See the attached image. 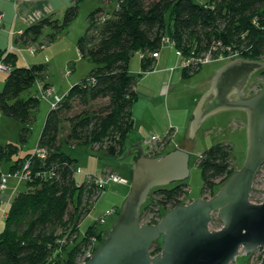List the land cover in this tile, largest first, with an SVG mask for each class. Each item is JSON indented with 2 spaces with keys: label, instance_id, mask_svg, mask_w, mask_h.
I'll return each instance as SVG.
<instances>
[{
  "label": "trees",
  "instance_id": "obj_1",
  "mask_svg": "<svg viewBox=\"0 0 264 264\" xmlns=\"http://www.w3.org/2000/svg\"><path fill=\"white\" fill-rule=\"evenodd\" d=\"M79 2L75 0L62 19L50 15L29 25L15 37V44H39L48 27L53 30L49 35L52 41L75 19ZM103 12L98 7L90 13V26L78 40L80 56L93 62L94 67L62 95L46 117L37 145L45 150L44 156L37 151L23 156L20 150L29 141L41 100L37 91L27 97L23 93L39 81L43 88L50 86L45 80V66H19V52L0 50V62L11 66L0 90V111L22 123L18 142L0 143V164L12 162L9 172L15 174L28 163L29 172L27 190L12 195L7 206L0 232V264H83L86 253L90 249L93 252L97 241L105 238L108 229H99V222L81 230L83 219L105 188L90 179L81 184L76 181L78 159L64 150V144H84L94 155L107 153L120 158L134 128L132 106L138 92L130 60L135 54L159 51L163 39L169 37L175 41V48L186 54L193 49L202 53L220 41L235 48L239 57H264V0H118L112 12ZM140 61L144 70H151L155 57ZM197 69L184 68V76L189 78ZM198 164L204 180L203 194L210 196L238 169L233 165V146L228 143L212 145L201 154ZM109 171L113 172L107 169L105 174ZM3 174L0 168V181ZM188 187L183 180L152 189L140 220L157 206L169 209L184 203L181 199ZM120 209L121 205L103 217L116 218ZM160 250L158 240L152 253Z\"/></svg>",
  "mask_w": 264,
  "mask_h": 264
},
{
  "label": "water",
  "instance_id": "obj_2",
  "mask_svg": "<svg viewBox=\"0 0 264 264\" xmlns=\"http://www.w3.org/2000/svg\"><path fill=\"white\" fill-rule=\"evenodd\" d=\"M263 68V60L244 57L224 64L200 98L190 128L194 138L205 117L222 110L246 111L248 149L243 165L213 196L177 204L158 223L146 224L140 215L149 193L186 180L190 155L182 148L161 155L142 152L133 163L120 214L84 264H231L259 247L264 264V197L258 203L251 200L254 179L264 163V87L245 95L251 76ZM214 212L223 223L217 229L211 228ZM158 240L161 250L153 254Z\"/></svg>",
  "mask_w": 264,
  "mask_h": 264
},
{
  "label": "rangeland",
  "instance_id": "obj_3",
  "mask_svg": "<svg viewBox=\"0 0 264 264\" xmlns=\"http://www.w3.org/2000/svg\"><path fill=\"white\" fill-rule=\"evenodd\" d=\"M195 1L201 2L204 0ZM117 4L118 0H82L76 18L65 29H63V31L56 34L52 41L50 40L49 35L53 33V30L49 27L44 29L43 34L37 43L46 42L47 47L42 49L38 48L33 51L25 45L20 46L22 49V55L24 53L26 60L23 59L20 54L18 65L31 66L34 64H44L46 78H48L53 85L54 92L58 95H65L72 85L86 78L94 67L93 62L80 56L78 49V39L85 35L90 26V13L98 7H102L104 9L103 14L106 15V12H112ZM63 16L64 14L59 16L60 19H62ZM55 17H58V15L55 14ZM10 45L8 48H10ZM170 45L171 44L168 42L163 45L161 49L162 56H165L167 52H170L171 56H175V48L172 45V47H170ZM175 58L176 56L174 59ZM235 58L242 57L236 56ZM140 60L141 58L139 54H135L130 60V69L137 76L136 87L138 89L139 97L133 107L137 110L136 114L138 119L135 122V128L139 131V135L142 137L143 150L148 151L149 145L146 142L153 135H158L159 138L162 139L165 138L169 132L173 131V136L167 141L162 153L165 154L168 151L183 147L190 155V170L189 176L186 179L189 187L187 194L181 199L182 202L184 201V203H188L201 197H210L209 193L203 194L204 180L198 160L201 154L212 145L216 143H228L233 146V165L238 168L243 165L248 149V116L246 111L236 109L224 110L208 117L203 122L198 137L189 146L185 143L184 132L183 134H177V132H174V127H177L175 124H178V127L180 125L181 129H183V125L186 123L187 114L190 111L189 106L192 103L193 96L203 90L206 83L205 76L210 65L211 67H215L221 62L226 63V61L216 60L203 64L195 73L191 71L190 73L193 75L186 79L183 78L181 83H177L179 81L177 78L175 80V83L177 84L174 85L168 82L165 88L162 89L161 80L158 76L156 78H154V76L151 78L149 77L150 74L152 76L153 72H158L159 70L154 66V68L148 72L143 71ZM258 60L264 61V57L258 58ZM7 75L8 71L0 72V90H2L4 86V80ZM180 76L181 74L178 73L179 78ZM262 87H264V68L255 72L251 76L249 87L245 93L253 94ZM35 89L36 85L29 91L24 92L23 96L27 97L30 93H34ZM144 96L147 98L151 96L154 101L147 106V101ZM51 109L50 99L41 97L36 121L32 125L31 136L29 141L20 150V155L24 156L26 153L34 152L36 150L46 117ZM78 111H80V109H78ZM0 116H2L1 113ZM2 119L4 121L0 122V143L5 144L8 141L18 142L22 123L6 116L2 117ZM67 125L68 123L66 126ZM135 128L130 131L129 137L126 140V149L119 159L100 158V156L94 155L91 151L92 148L87 145L79 144L71 146L65 143L64 150L78 159L75 173L76 181L81 184L86 181L89 176L103 177L107 170L106 167L115 171L116 174L121 177L126 175L125 169L129 171L133 170L134 162L131 154L138 149L136 144L133 145V140L136 139L137 142L138 138V136H136ZM7 130L9 132L8 134H6ZM67 132L68 130L63 133V137H65ZM4 136L7 138L3 141L1 137ZM11 163L12 162L10 161H3L0 164V168L4 174L10 173L9 167ZM126 176L130 178L131 174L128 173ZM8 182L13 189L12 195L16 192L25 191L28 188L27 182L25 180L20 181L19 177L14 174H10ZM130 182L128 185H125L122 182H116L113 180L107 181V186L96 199L89 215L83 219L81 230L85 231L89 225L96 222H99V229L111 228L115 220V215L107 216L106 223H101L99 219L106 215L108 211H111L112 209L110 208L114 205L122 206V203L130 190ZM172 185H174V183H170L167 186ZM263 190L264 163L254 179L251 200L257 203L261 202L264 197ZM147 200L145 204L147 203ZM145 204H143L142 207H144ZM7 205V200L0 198V232L4 229L6 218L3 215V211ZM157 209H159L158 206L155 207L154 210L157 211ZM169 209H159V213L161 214L163 211L166 212ZM150 212L152 211H146L143 215L144 219H147L151 215ZM222 225L223 223L218 219L217 212H214L211 228L217 229ZM97 244H99L98 241ZM261 257L262 248L259 247L251 253L237 256L231 264H260Z\"/></svg>",
  "mask_w": 264,
  "mask_h": 264
},
{
  "label": "crops",
  "instance_id": "obj_4",
  "mask_svg": "<svg viewBox=\"0 0 264 264\" xmlns=\"http://www.w3.org/2000/svg\"><path fill=\"white\" fill-rule=\"evenodd\" d=\"M74 1L75 0H0V16H1V18H0V50L1 51H6V50L7 51H11L12 44H15L14 39H15L16 35L22 33L29 25L37 22L38 20H40L43 17H47V16H50V15L55 16V14H57L58 18H60L59 16H62V14H64L63 12H65V10L72 3H74ZM81 1L82 0H80V2H79V6H80ZM79 9H80V7H79ZM9 45H10V48H8ZM172 46L170 45V47H172ZM173 47L175 48V46H173ZM18 48L21 49V47H18ZM174 48H172V49H174ZM161 49L158 51L159 54L155 58V62H154L153 67H152V69H153L154 66H155V68H157L159 71L158 72H153L152 76L150 74L149 77L151 78V77L154 76V78H156L158 76L159 79L161 80V87H162V89H164L165 86L168 84V82L175 85L177 83H181L183 81V78L186 79V77L184 76V70L181 67V57L176 54V48H175V56H176L175 59H174L175 56L174 57L171 56L170 52H167V54L165 56H162ZM19 54L22 55V49H21V52H19ZM22 57H23V59L26 60V57H25L24 53H23ZM223 61L224 62L226 61V63H227L229 60H223ZM226 63H222L221 62L219 65H216L215 67H211V65H210V67L207 70L208 72H207V74L205 76L206 83H205V85L203 87V90L200 93H198L197 95L193 96L192 103L189 106V110L190 111L187 114L186 123H185V125H183V129H181L180 125L178 127V124H175L177 127H174L175 128L174 132H177V134H183V132H184V134H185L184 138H185V141H186L185 143L188 146L190 144H192L196 140V138L198 137L199 131H200L201 127H202L203 122L208 117L220 112V111H218L216 113H213V114L205 117L201 121L200 125L196 128L195 137L192 138L190 136V128H191V124H192V119H194V111L196 109V106L198 105V102H199L200 98L202 97V95L207 90H209V88L212 86L213 79H214V76H215L216 72ZM141 68H142V66H141ZM143 71H146V70L143 69ZM148 71L149 70H147L146 72H148ZM178 73L181 74L180 78L178 77ZM177 78L179 79V81L177 83H175V80ZM45 80H46L47 83L50 84V87L53 88V85L50 83V80L48 78H46ZM36 90H37V88L35 89V91ZM137 92H138V89H137ZM138 97H139V93H138ZM137 100H138V98H137ZM145 100L147 101V106L154 101L151 96H149L148 98L145 97ZM147 106H145V107H147ZM140 107H139V109H140ZM136 111L137 110L132 106V115H133V119H134V128H135V124H136L135 122L138 119ZM222 111H224V110H222ZM0 113H1V111H0ZM1 115L2 116H0V122L4 121L2 119V117H5V115H3L2 113H1ZM136 130L137 129L135 128L136 136H138V138L136 137L137 138V142H136V139H134L135 142L133 140V143H134L133 145L136 144L138 149H136V151L131 154L132 157H133V162L135 161L136 154L138 152H139L138 155H140L142 152H144V153H146L148 155H158V154L161 155V153L163 152L164 148L161 151H159V152H156V153L152 152V150L150 148V142H151V138L152 137L150 139H148L147 142L145 140V142L148 143V145H149L148 151L143 150L142 137L139 135L140 134L139 131L138 130L136 131ZM8 133L9 132L7 130L6 134H8ZM172 133H173V131L169 132L165 138H162L164 141L166 140L165 141V145H166L167 141L173 136ZM128 137H129V135H128ZM1 138L4 141L7 137L4 136V137H1ZM165 145H164V147H165ZM182 149H184V148L182 147ZM101 157H103L104 159L111 158L109 155H107V153H102ZM111 159H115V158H111ZM133 166H134V164H133ZM106 169H109V168L106 167ZM113 172H115V171H113ZM125 173H126V175L129 173L132 176V170L129 171V170L125 169ZM126 175H124L122 177L127 179L128 183H129L131 181L130 180L131 177L129 178ZM128 183H126L125 185H128ZM12 190L13 189L9 185V182H8V188L0 194V196H1L0 198L3 199V200H7V202H8V200L12 197V194H13ZM114 208H117V206L114 205L110 209H114ZM108 212H110V211H108ZM110 216H113V215H110ZM106 221H107V218H106L105 222H103V223H106ZM109 229L110 228H108V230Z\"/></svg>",
  "mask_w": 264,
  "mask_h": 264
},
{
  "label": "built area",
  "instance_id": "obj_5",
  "mask_svg": "<svg viewBox=\"0 0 264 264\" xmlns=\"http://www.w3.org/2000/svg\"><path fill=\"white\" fill-rule=\"evenodd\" d=\"M0 18H1V16H0ZM163 42H164V44L166 42H168L169 44L175 46V41L169 37H165L163 39ZM18 47L19 46H17V44H12L11 51L21 52V49H19ZM28 47L31 50L35 51L38 48H41V49L45 48L46 43L34 44V45L28 46ZM158 54H159L158 51H142V52H139V56L141 58L151 57V56L156 58L158 56ZM176 54L181 57V67L183 69L184 68H194V67L199 68L203 64H207V63H210L212 61L231 60V59H234L236 56H239V52L235 51V48H233L231 45L224 46V45H222V43L220 41L212 44L208 50H206L202 53H198L195 51V49H193V50H191V52L186 54L181 49H176ZM10 69H11V66L9 64H7L3 61L0 62V71H10ZM36 88H37L36 91L38 92V94L42 98L50 99L51 107H56L57 104L63 98L62 95L56 94L52 87L49 86L47 88H43L41 86L40 81L36 83ZM165 141L163 139L159 138L157 135L152 136L151 142H150V148H151L152 152L156 153V152L161 151L164 148ZM35 151H37L40 156L45 155V150L37 148ZM27 167H28V163L25 165V167L22 171H18L17 173L14 174L15 176L19 177L20 181H23V180L28 178L29 172L26 171ZM10 174H12V173L2 175L1 181H0V194L8 188L7 184H8V177L10 176ZM88 179L95 182L98 186H102L104 188L107 186L106 183L109 180H113L116 182H122L123 184L128 183L127 179L119 176L115 172H110V171L107 172V174H105L103 177L89 176ZM10 199L8 200L7 204L9 203ZM7 206L5 207V209L3 211L4 216L7 215ZM159 211L160 210L157 209V211L154 210V211L150 212L151 215L147 219H144V217H142L141 222L146 223V224L158 223L162 217L161 214L159 213ZM105 220H106V217L101 218L102 223L105 222ZM94 240L96 241V238H94ZM91 254H92V251L90 249L85 255V259L83 261V264L91 256Z\"/></svg>",
  "mask_w": 264,
  "mask_h": 264
},
{
  "label": "flooded vegetation",
  "instance_id": "obj_6",
  "mask_svg": "<svg viewBox=\"0 0 264 264\" xmlns=\"http://www.w3.org/2000/svg\"><path fill=\"white\" fill-rule=\"evenodd\" d=\"M250 83V82H249ZM249 87V84H248V86H247V88ZM247 88H246V90H247ZM245 90V91H246ZM245 95H252V93H245Z\"/></svg>",
  "mask_w": 264,
  "mask_h": 264
},
{
  "label": "bare ground",
  "instance_id": "obj_7",
  "mask_svg": "<svg viewBox=\"0 0 264 264\" xmlns=\"http://www.w3.org/2000/svg\"><path fill=\"white\" fill-rule=\"evenodd\" d=\"M100 222H101V220H100ZM102 223V222H101Z\"/></svg>",
  "mask_w": 264,
  "mask_h": 264
}]
</instances>
